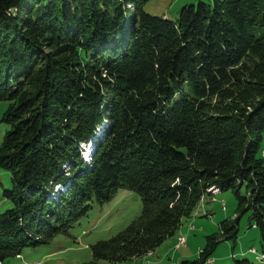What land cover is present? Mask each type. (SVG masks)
Wrapping results in <instances>:
<instances>
[{
  "label": "trees",
  "instance_id": "1",
  "mask_svg": "<svg viewBox=\"0 0 264 264\" xmlns=\"http://www.w3.org/2000/svg\"><path fill=\"white\" fill-rule=\"evenodd\" d=\"M149 1L0 0V169L12 205L0 214V263L67 236L119 190L137 194L141 212L85 264L151 254L224 192L235 217L180 264L235 245L246 213L264 251V0H197L174 20L148 15Z\"/></svg>",
  "mask_w": 264,
  "mask_h": 264
},
{
  "label": "rangeland",
  "instance_id": "2",
  "mask_svg": "<svg viewBox=\"0 0 264 264\" xmlns=\"http://www.w3.org/2000/svg\"><path fill=\"white\" fill-rule=\"evenodd\" d=\"M211 3V0H202ZM196 4L197 0H152L144 5V11L153 17L167 15L174 20L177 10L187 4ZM8 103L0 102V117L5 112ZM7 126L0 123V145ZM102 132V129L99 133ZM96 139L101 137L98 132ZM81 147V157L84 164H88L85 156L91 158L95 139ZM264 150V136L261 144ZM264 151H262L263 156ZM264 157V156H263ZM264 165V158H263ZM11 188V175L9 172L0 169V214L11 209L10 202L2 198V191ZM62 186L55 192H64ZM216 197L203 199L196 208H202L205 201L211 202L208 206L211 214L207 217L196 216L182 221V226L175 235L162 244L156 251L153 258L149 259L152 264H180L183 261H193L198 258L199 252L205 246V237L217 232L218 224L225 219L235 217L236 202L231 192L215 194ZM214 195V196H215ZM92 208L87 216L79 220L69 231L67 236H56L49 244L41 245L36 249H24L20 256L8 258L0 264H85L91 262L90 246L96 242L108 240L127 227L141 212L140 197L126 190H119L114 198L105 204H92ZM226 210V211H225ZM194 211V212H195ZM225 211V212H223ZM194 214V213H193ZM184 238L183 246L176 245L179 239ZM243 249L252 247L255 251L261 252L259 243V233L251 227L249 214H244L240 218L238 239L233 245L231 241L219 243L205 264H233L234 260L245 258L239 255L240 245ZM183 257V258H182ZM233 257V258H232ZM248 258V257H247ZM250 260L253 256H249ZM183 259V260H182ZM234 259V260H233ZM225 260V261H224ZM96 264H110L107 261H96ZM133 264V263H128ZM145 264V261H141ZM252 264H260L252 260Z\"/></svg>",
  "mask_w": 264,
  "mask_h": 264
},
{
  "label": "crops",
  "instance_id": "3",
  "mask_svg": "<svg viewBox=\"0 0 264 264\" xmlns=\"http://www.w3.org/2000/svg\"><path fill=\"white\" fill-rule=\"evenodd\" d=\"M162 17H165V18H168V16L167 15H163ZM264 151V150H263ZM219 195V194H218ZM217 195H215V196H213V197H211V198H213L214 199V197H216ZM210 198V199H211ZM205 199H208V201H209V198L208 197H206ZM211 202H207V201H205V203H204V205H203V207L202 208H198V211L196 212H194V214L192 215V217L191 218H193V217H196L197 215L198 216H202V217H207V216H209L210 214H211V209H210V207L208 206V204H210ZM226 211V210H225ZM225 211H223V212H225ZM159 248V247H158ZM157 248V249H158ZM156 249V250H157ZM250 249H254V248H252V247H248V248H246V249H243V247H242V244L240 245V253H239V255H241V256H244L245 258H247V259H249L250 260V258H249V256H253V258L250 260L251 262H252V260H254V261H257V263H260V264H264V259L263 260H260L259 258H258V256L257 255H255V254H250L248 251L250 250ZM155 250V251H156ZM255 250V249H254ZM155 251L154 252H152L151 254H149V255H146V256H144L143 258H140V259H136V260H132V261H129V262H127V263H125V264H128V263H133V264H141V261L143 262V260L145 261V264H152L151 263V261L149 262V259H151V258H153L154 257V255H155ZM258 254H261L260 253V251L258 252V251H256ZM261 252L263 253L264 251H262L261 250ZM183 258V257H182ZM233 258V257H232ZM183 260V259H182ZM225 261V260H224ZM155 264H158V262L157 263H155ZM224 264H227V263H224Z\"/></svg>",
  "mask_w": 264,
  "mask_h": 264
},
{
  "label": "built area",
  "instance_id": "4",
  "mask_svg": "<svg viewBox=\"0 0 264 264\" xmlns=\"http://www.w3.org/2000/svg\"><path fill=\"white\" fill-rule=\"evenodd\" d=\"M263 156H264V153H263ZM178 242L179 243L176 245V248H178V246H183L185 244V239L180 238ZM250 253L257 255L260 260L264 259V254H258L254 249H251Z\"/></svg>",
  "mask_w": 264,
  "mask_h": 264
},
{
  "label": "clouds",
  "instance_id": "5",
  "mask_svg": "<svg viewBox=\"0 0 264 264\" xmlns=\"http://www.w3.org/2000/svg\"><path fill=\"white\" fill-rule=\"evenodd\" d=\"M8 11H9L10 14H15L16 9H14V8H10ZM99 131H100V129L97 128V132H98V133H99ZM85 159H86V161H88L90 158H89L88 156H85ZM59 188H60V186L57 185V189H59Z\"/></svg>",
  "mask_w": 264,
  "mask_h": 264
}]
</instances>
